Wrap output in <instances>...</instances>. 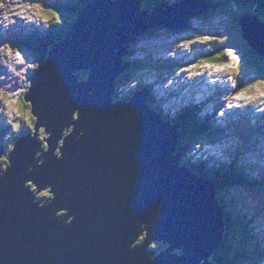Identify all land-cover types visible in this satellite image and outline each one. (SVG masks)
Masks as SVG:
<instances>
[{"label":"water","instance_id":"1","mask_svg":"<svg viewBox=\"0 0 264 264\" xmlns=\"http://www.w3.org/2000/svg\"><path fill=\"white\" fill-rule=\"evenodd\" d=\"M140 2L93 3L43 56L23 96L34 135L16 142L0 171V264H208L220 248L214 184L174 155L178 126L152 116L145 90L129 103L109 98L128 44L158 27L188 29L205 8L193 1L152 14ZM238 23L264 59V22L244 13ZM156 240L169 247L153 255Z\"/></svg>","mask_w":264,"mask_h":264},{"label":"rangeland","instance_id":"2","mask_svg":"<svg viewBox=\"0 0 264 264\" xmlns=\"http://www.w3.org/2000/svg\"><path fill=\"white\" fill-rule=\"evenodd\" d=\"M21 1L22 0H13L14 3L21 2ZM44 1H47V0L25 1L24 3L20 4V6L17 8L18 5L12 4V0H0V18H3V16H5V15L7 17L8 16L12 17V20H11L12 24H9L5 28L0 27V31H1L0 36L6 34L8 29H12L15 32L16 31L19 32L18 30H19L20 26H22V29L20 30V32H25V31L27 33L31 32L32 30L30 29V27H35L33 24H31L28 21L20 24L19 20H17V24L19 23L17 26V25H15L16 19L13 17L17 16L18 18H20L23 14H27L28 16L36 15L37 12L34 9V5L42 6L45 4ZM91 1H93V0H87V4H89ZM36 2H39V3H36ZM37 9L40 11L43 10L44 11L43 15L47 14L46 9H40L39 6H37ZM248 9H246L245 12H247ZM251 10H250V12H251ZM235 11H237V10H235ZM48 13H49L50 17H55V13L53 10L50 9L49 5H48ZM233 13H235V12H233ZM259 16L262 18L263 17L262 13L259 12ZM196 23L198 24V20L196 21ZM2 25L5 26L4 22H2ZM203 25L204 26L210 25V28L207 30L208 34H204L203 36H199L197 33H194V34H192V33L172 34V33H167V32H163V31L155 33V30H154V31H150L153 34H151L150 36H145L140 42H138L139 40H137V42H138L137 48L135 50H133V53H134L133 57L134 58H140V57L144 56L146 53L149 55L151 54V56H153L152 57L153 60H158V58H164V57H168V56H174V57H178V58L184 57L186 59L195 60L194 62H197V64H193L194 65L193 67L187 68V66H186V67L181 68L182 70H178L177 71L178 75L174 76L172 79L169 80L168 83L164 84V88H162V86H158V87L154 86L152 88V93L158 95L159 93H162V92L170 93L171 91H174L176 89H179V90L182 89V90H184V94L188 95V92H190L189 88H187L188 84L186 86H182V81H183L182 75H187L188 77H194V74H189V70L193 69V68H198V72L195 76L207 75L210 77L213 75H215V76L221 75L222 78L226 81V84H227L226 89L220 90V92L216 95V100L221 101V100H226L229 97H230V99L233 98V100L231 102H233V101H235V102L233 104H230L229 107H232L233 109H236L237 111L245 110V108H247V107H245V106H247V103H249V104L252 103L256 107L253 106V107L247 108L245 112L246 113L253 112V111L258 112L259 109H257L258 108L257 106H258V102L261 99V96L264 97L263 92H261V90H258L256 93H251L252 95L249 97L248 94L247 95L244 94V91L246 90L245 87H247L249 89H257V88L264 89V75L262 77L263 83L252 82L254 80V78H253V76H251V72H255V71L253 69H250V71H249L247 68H245L243 66L239 67V60L234 55L232 49L229 51L230 63L228 65V68L227 67H224V68L223 67H214L212 65L200 66L201 55L203 53H205L207 50L211 51V49H214L215 47H217L218 45H221L222 43H224L228 46L226 37L228 38V36H229V34H226V36H225V32H229V27L226 24V19H224L223 17H221V18L214 17L212 19L205 20V21H203ZM193 27H196V26H193ZM241 39H242V37H241ZM185 40H187L188 42H185ZM234 42H236V41L233 39V37H230V43H234ZM134 44L135 43L131 44L130 47H133ZM214 45H215V47H214ZM0 46H1L0 47V52H1L0 53V115H1L0 125L5 124L3 121H11L12 123H15L13 125V128L15 126V129H14L15 131H18L22 127H23L22 130H23L24 126L18 124V123L22 124L21 119H20V117H22V118H25L24 123H28L30 125L31 131H28V132H32V134L34 135V133H33L34 130H33V126H32V124H34V120L31 117L29 107L28 108L26 107V109H25V106H24L25 102L21 98L28 91V89L30 87V82L27 81V79L30 76H32L33 74H35V72H37V70H39V68H40L39 62L37 61V58H35L32 54H29L28 52L23 51V49L20 47H17V46L13 47L12 45L6 44V43H4L2 45L0 44ZM196 47L200 48L201 52L198 50H195ZM141 49H144L145 53L140 52ZM226 49L228 50V47H226ZM210 51H208V52H210ZM208 52H206V53H208ZM237 56H238V54H237ZM151 66H153V65H151ZM158 68H159V70H161V71L164 70L170 74H173L175 71L174 68L167 67V66L163 67V66L159 65ZM77 73L78 74L82 73V75H83L82 78L86 77V73H84L82 71H77L74 74L77 76ZM142 75H143V80L139 78V80H134L130 84H127L126 86H124L121 89L119 87L118 89H120V90L117 92V96H119V98H121V99L125 98L127 95V92H129L128 90L130 89V85L135 86V84H137V85L147 84V83L149 84L148 78H151V81H157L154 83V85H156L160 81V78L157 77L154 73H143ZM222 78L216 77L215 79L205 80V84L206 85L216 84L215 86L216 87L219 86V88H220L221 84L219 85L218 83L222 81L221 80ZM112 84H114V82ZM200 84H201V81H198V85H200ZM172 87H175L176 89H172ZM114 94H111L109 96L110 101L112 100ZM152 98L156 102L155 103L151 102V104L149 103L150 108L153 107L152 109L155 110L154 104H156L157 109L159 108V105L164 106L163 104H159L155 97H152ZM167 98L170 100L169 94H167ZM171 102H173L175 106H177L179 104L178 102L175 103L174 99H172ZM261 107H264V101L261 102ZM167 108L169 109V107H167V106H166V108L161 107L160 110L167 111ZM172 109H173V107L171 109H169V111L171 112ZM263 110H264V108H262V110H260V112H262ZM231 113H232V111H231ZM182 114H184V113L177 114L176 118ZM223 116H224V113L221 112L218 116V119L216 122L217 124L227 125L229 123L228 121H226V119H223ZM262 116H264V112H263ZM2 117L4 119H2ZM163 117L165 118V116H163ZM232 117H233V119H237L234 116H232ZM212 119L215 120V117L212 116ZM185 122H187V121H185ZM187 123L189 125L191 124L189 122H187ZM244 126H246V127L249 126L248 131L252 135L251 148H250L252 155L247 153V154H244L243 157L245 158V161L251 162L254 164H258L259 168L261 170H264V140H262L263 137L261 135L258 136V134H257L258 128H257V125L254 121L251 120L249 123H245ZM8 128H9V126H8ZM186 128L190 129L189 127H186ZM231 129H234V128H231ZM237 131L238 130H236V133H237ZM231 132L228 135H231ZM12 133H13V136H16L18 134V133H15L14 131ZM43 133L44 132H42V130H40L39 135H38L42 139L45 138L44 137L45 135ZM194 133H195V136L198 135L199 140L207 141L208 139H210L208 137L210 135L207 134V131L201 132L202 134H199L195 131H194ZM232 134H233V132H232ZM260 134H264V132H261ZM193 136L194 135L189 134L188 135L189 140ZM246 138H247V135L240 134V136H238L236 134V137H233V138L228 139V140H224L222 143H220L218 145L212 146L209 144H203V150H201V151H197L196 149L191 148L192 149L191 150L192 155L190 157L192 158V160L199 161V160H201V156H206V157H208V159L215 158L216 153H219V152L224 153L226 156L232 155L236 152V149L238 148V146L242 142H244V140ZM196 139L197 138H195V140ZM179 152H180V150L178 151V154H179ZM7 154H6V156H7ZM2 158H0V159H2ZM219 160L221 161L223 159L220 158ZM251 163H249V164H251ZM250 174H251V177H256L258 175H259V177H261V176H263L264 173L257 169V170H253V172ZM26 187H30L31 188L30 190L32 192L35 190V187H33V185L30 183H28L26 185ZM239 190L240 189L238 188V190H236V191H239ZM245 190H247V191L244 192V191L240 190L243 192V194L239 193V195L242 196V198L244 199V200H241L242 204L245 203L248 205V207L244 208V213H246L245 215H247L248 218H251L252 214H258L259 215L250 224V226H253V229H256L257 231H260L259 236H263L264 235V206H262V204H264V203L261 202V196L260 195L263 194V196H264V187L257 190L256 193L249 191L247 188H245ZM40 193H47L48 194V189L41 191L37 194H40ZM231 193H232L231 195H233V197L235 198L233 200L236 201V195L237 194H235L233 192H231ZM248 197L254 198V199H256V201L253 199L250 200V199H248ZM63 214H64V212H61L58 215H63ZM231 218H230V220H232ZM221 220H222V224L224 226L225 222H224L223 216H222ZM232 221H234V220H232ZM237 232H238V230L234 231L233 237H235ZM235 239H240V237L236 236ZM261 243H264L263 239L261 240ZM150 245L151 246H149V250L152 252V254L154 253L153 255H157L162 250H165L169 247L168 243H163L162 241L158 242V240L151 242ZM173 252L179 256L181 255V250L180 251L174 250ZM241 252H244L242 248H241ZM249 260H250L249 256H243L242 263L248 264ZM206 261H207V263H209L208 259H206ZM203 263H204V261H203ZM258 264H259V262H258ZM262 264H264V263H262Z\"/></svg>","mask_w":264,"mask_h":264},{"label":"trees","instance_id":"3","mask_svg":"<svg viewBox=\"0 0 264 264\" xmlns=\"http://www.w3.org/2000/svg\"><path fill=\"white\" fill-rule=\"evenodd\" d=\"M81 2V7H84L87 5L85 0H80ZM79 1V2H80ZM155 3V0L154 2ZM145 4L144 6L151 11L156 4ZM213 7V10H219L220 13H226L228 20L226 21V24L229 27V33L231 35L228 36L227 43L228 46L224 43L219 45L220 50L215 51V55H210L208 56L207 54L202 56V60L207 61V62H215V63H224L227 61V55H229L230 49H235L239 48V53L242 58V60L245 62V65L250 68L254 69L258 75V77H263L264 75V59L257 56L246 44H244V41L241 39L239 31V19L241 15L244 13H251L253 15L259 16V12H264V0H217L216 3L211 2V8ZM249 8V9H248ZM68 7H66V10ZM246 9H248L247 12ZM254 10L249 12L250 10ZM211 10V12H214ZM237 10V11H235ZM235 14H233V12ZM239 11V12H238ZM70 15L71 19H74L79 15V11L76 10L75 8L72 9L71 12H68ZM205 12L200 15V18L205 21V17H207ZM261 19V17H258ZM264 22V19H262ZM74 24V21H71V26ZM70 28V26L68 27ZM65 34H63L64 37ZM235 35V36H233ZM239 35V36H238ZM238 36V37H237ZM62 37V38H63ZM230 37H233V39L236 41L234 43H230ZM240 37V38H239ZM229 41V42H228ZM228 47V50L226 49ZM215 49V48H214ZM48 48L43 50L39 49L37 52L38 54L36 55V58L38 62L43 63L45 61L44 57L47 55ZM40 52V53H39ZM235 52V51H234ZM44 56V57H43ZM131 67V65H130ZM77 76L81 80H86L87 78L83 77L82 73L78 74ZM125 78H118L116 84L117 85H124L125 84ZM115 98V97H114ZM113 98V99H114ZM25 109L26 107L28 108V105L25 104ZM31 118V117H30ZM21 123H18L19 125H23V133L25 130H30V125L28 123H24L25 118L20 117ZM32 120V119H31ZM179 119H175L174 121H178ZM172 124H175L176 122H171ZM15 123H13L14 125ZM13 125L8 127H4L3 130H0V143L1 145L5 146L6 149H10L11 147L14 146L16 141L18 140L19 136L18 134L21 132L22 128H20L18 131H15V126L13 128ZM8 128V129H7ZM190 128V134L195 132H205L207 131V134L210 136L217 138L215 132L213 129L210 127L209 122L205 123H191L189 125ZM28 130V131H29ZM18 133L16 136H13V133ZM21 132V133H22ZM22 133V135H23ZM25 137V135L21 136V138ZM182 138V137H181ZM195 135L190 139L187 144L181 145V150L183 152H186L188 148H191V145L193 144H199L200 140L197 138ZM5 139H7V142H5ZM38 140H42L40 136H38ZM212 140V139H211ZM11 141V142H10ZM11 144V145H10ZM13 144V145H12ZM10 145L9 147H7ZM7 150V151H8ZM189 162L191 160H188ZM187 162V161H186ZM199 164H193V163H183V166L187 167H193L195 174L201 173L204 177L209 179L210 181L213 182L214 187H215V200L217 202L218 208L222 210L223 212V218H224V233H223V238L222 242L220 245V248L216 251H214L211 255V257L208 259L209 263L208 264H243V256H249L250 260L248 264H258V262H261V258L264 257V250H256L251 253L249 252L246 247L243 245L249 244L248 238L253 237L252 231H251V221L248 220L247 216H245L244 213V208L247 207L248 205L244 203L241 204V202H235L232 205L228 206L227 202L234 201L230 196H232L231 192L235 194H239L238 188L245 190L247 188L248 190L251 189L252 187L256 186V183L253 179L249 178L246 171L248 170L246 166H244L239 160L237 159L236 162L232 163L229 165V167H224L221 169H215L214 171H211L210 173L208 172H203V169L201 166H198ZM226 165V164H224ZM7 166V161L6 158L0 159V171L2 172L5 167ZM252 169H249L251 171ZM197 174V175H198ZM231 191V192H230ZM49 192V191H48ZM236 195V196H237ZM49 198V195L47 193H40L35 196V201L36 203H43ZM227 198V199H226ZM231 198V200H230ZM59 216H64V215H59ZM232 217V218H231ZM230 218L232 220H230ZM245 218V219H244ZM243 220V223H240V220ZM242 225V234H240L241 238L238 240V244L233 242V233L234 231L240 229ZM254 241H257L256 237H254ZM232 245V246H231ZM256 246V245H255ZM241 248L243 249L244 252H241ZM253 249V248H252ZM166 250V249H165ZM165 250H162L161 252H164ZM160 252V253H161Z\"/></svg>","mask_w":264,"mask_h":264},{"label":"bare ground","instance_id":"4","mask_svg":"<svg viewBox=\"0 0 264 264\" xmlns=\"http://www.w3.org/2000/svg\"><path fill=\"white\" fill-rule=\"evenodd\" d=\"M25 1H29V0H22L21 2H17V3H14L13 0H12V4H14V5H18V6H17V8H18V7L20 6V4L24 3ZM17 8H16V9H17ZM49 33H50V32H49V30H48L47 34H49ZM60 35H61V34H59L58 32H56L55 35L52 36V38H53V39H57ZM46 39H48V38H46ZM0 53H1V52H0ZM156 62H157V60H156ZM79 71H82V70H79ZM82 72L86 73V78H88V73H89V71H88V72H86V71H82ZM170 79H171V78H170ZM141 88L143 89L142 86H141ZM143 90H144V89H143ZM147 96H148V98L150 97L149 94H147ZM151 102H154V100L152 99ZM151 107H152V106H151ZM152 108H153V107H152ZM154 109H155V108H154ZM170 125L173 126V125H175V124H172V123L170 122ZM179 161H180V163H181L182 160H179ZM244 219H245V218H244Z\"/></svg>","mask_w":264,"mask_h":264},{"label":"clouds","instance_id":"5","mask_svg":"<svg viewBox=\"0 0 264 264\" xmlns=\"http://www.w3.org/2000/svg\"><path fill=\"white\" fill-rule=\"evenodd\" d=\"M13 145V144H12ZM15 145V144H14ZM11 149H12V147L10 148V151H11ZM7 161V160H6ZM7 165H8V163H7ZM35 191V190H34Z\"/></svg>","mask_w":264,"mask_h":264},{"label":"flooded vegetation","instance_id":"6","mask_svg":"<svg viewBox=\"0 0 264 264\" xmlns=\"http://www.w3.org/2000/svg\"><path fill=\"white\" fill-rule=\"evenodd\" d=\"M149 100H150V102H151V100H152V99H151V98H149Z\"/></svg>","mask_w":264,"mask_h":264}]
</instances>
